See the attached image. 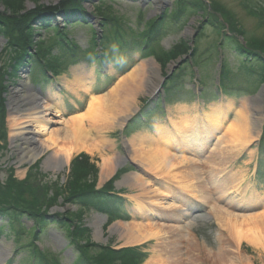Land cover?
Segmentation results:
<instances>
[{
  "label": "rangeland",
  "instance_id": "obj_1",
  "mask_svg": "<svg viewBox=\"0 0 264 264\" xmlns=\"http://www.w3.org/2000/svg\"><path fill=\"white\" fill-rule=\"evenodd\" d=\"M244 4H247L250 9L257 10L258 13L264 12V0H24L23 8L17 14H13L4 5L3 0H0V110L3 120V124H0V208H11L13 221L17 215L21 217V225L19 226L16 224L11 228L7 225L6 219L0 223V248L9 244V251H11L16 245L27 243L34 231L31 218L39 220L40 213L45 211L47 216L54 217L57 221L60 219L67 224L60 231L51 228L48 239L41 242L45 246L44 251L50 256L64 252L61 259L55 256L64 264H71L72 262L66 240L70 232H82L79 239L83 243L91 242L96 245L120 247L124 244V240L119 238L121 225L131 222L154 225L161 234L160 238L147 242L142 249L149 253L144 264L155 253L160 255L162 259L167 258L166 260L170 264H209V256L212 264H230L231 261V264H246L247 262L264 264V256L259 250L247 243L237 246L230 234L225 230L219 231L220 224L209 210V207L211 208L213 205L230 214H238L233 212V205H237L238 201L232 197L235 196L234 192L230 193L234 188V180L240 177L242 178L240 188L244 189L247 186L243 196L249 198L253 196L252 191L257 189V193H262L264 197V177L261 179V176L255 175V171L257 174L259 171L261 175L264 173V161L260 164L256 163L257 158L261 160L264 155L261 151L259 155L257 154L254 144L248 148L247 152H243L244 149H242L231 154V147L228 144L225 145L227 142L224 141V147L222 144L218 147L219 150H222L220 158L216 154H210L215 140L199 139L189 142V145L180 143V150L177 149V146L175 149L172 147L171 154L176 151L178 154H182L185 159L184 166H176L173 173H182L185 178L191 179L192 187L198 195V199H196L204 206H197L194 203L190 207L188 204L192 201L188 199L176 203L171 198L151 195L148 199L138 200L156 211L157 215L159 214V217L153 214L156 216L155 219L150 218L154 220L153 222L141 221V217L131 213L130 210L126 211L131 215V219H106L96 210L82 209L76 204L70 207L66 203V198L76 191L101 189L100 187L105 186L110 178L117 173L113 182L103 188L122 192L125 198L129 199L138 195V191L132 186L123 185L121 182L127 175L138 173L137 168L134 166L133 168L129 161L125 160L122 165L116 168L120 173L115 172V170V173L112 172L111 175L106 176L101 172L99 155H89L84 152L74 154L71 159L73 161L78 155L84 156L81 159L85 161L87 166L83 177L75 178L74 173L76 174L77 171L71 172V165L65 166L58 172L45 170L42 163L49 152L44 154L38 164L19 166L17 159L23 145L21 141L14 145L11 142L10 115L9 109H7V97L19 82L26 80V78L28 86L39 98L45 100L44 92L48 90L61 93L63 101L60 118L65 121L69 117L66 108L72 112L75 111V108L78 109L77 112H82L80 108L85 109L90 98L108 94L120 79L133 70L132 67L135 64L136 67L148 65L145 68L146 79L149 81V86L155 84L154 88H157L161 77L167 73L173 75L178 70L172 68L179 58L176 61L166 63L165 53L170 51L172 47L185 43L189 49L188 53L192 52L191 49H196V51L193 52L195 53L194 57L187 58L192 59L193 65L186 67L185 72H183L182 66L184 63L178 66L182 69L179 68L180 71L177 72L184 75L185 78H179L177 83L179 87L175 88L176 90L173 89L172 95H166L172 114L175 115L177 108H182L176 103H186L192 106L190 90L194 81L193 71L196 73L194 76L199 75L205 85L204 98H207L208 102H205L204 110H207L208 105L216 103L215 83L222 57L224 67L221 84L225 91L224 99L232 103L233 108L228 114V118L232 119L235 110L243 105H248V100L260 95L264 89V66L255 62H242L241 57L235 56L242 54V52L237 53L238 49L235 46L242 47L243 52L249 49L258 54H264L263 17H250L248 10L243 9ZM162 14H167L166 20H163L165 18L162 17ZM29 16L33 17V21H28L25 31L22 30V32H15L9 26L1 25L6 19L20 23ZM205 17L206 19H204ZM110 18L116 21L119 31L124 36L125 43L119 51L114 48L113 41L111 42L113 27L102 26L104 21ZM160 21H164L163 24L166 26L155 28ZM147 23L148 25L151 23V28H155L151 30L153 31L152 37L158 40L147 49L150 57L140 61L139 53H145V51L138 49V43L146 36ZM154 23L155 27L153 26ZM210 23L214 27H211ZM100 29L101 32L97 35V31ZM224 33H228L232 38L223 44L221 40ZM13 34L14 37L10 38ZM59 35H64L72 40L77 47L75 58L77 57L76 60L82 58L83 63L74 65L75 63H73V59L69 58L67 50L57 42ZM97 36L98 40H95V46L96 43L100 45L105 56L110 59L109 62H100L99 64L93 62L95 49L93 38ZM133 39L137 40L131 44ZM89 40L92 44L89 43ZM219 41H221L220 44ZM100 47L98 48L101 50ZM34 51L39 55L38 57ZM39 57L43 58V63L53 73H60L57 78L50 79L46 83L42 82L40 77L43 67L41 62H38ZM204 59L206 60L203 61ZM21 60H29L33 64L30 73H22L27 67L20 65ZM196 61L199 66L194 69V62ZM150 62L156 67L157 75L152 73V68L147 64ZM76 69L82 70L81 73L79 72L80 74L77 73L78 76L90 83L88 94L85 93L87 90L73 92L66 88L68 83L74 79ZM37 88H40L41 92L37 91ZM39 93H44V95H39ZM136 94L137 108H139L151 93ZM157 98H160V94ZM48 102H50L49 99ZM250 109L252 111V108L248 107L249 112ZM185 114L191 116L190 120H192L191 111ZM153 118V125L149 132H154L155 126L162 123L159 114L154 115ZM56 127L59 126L51 125V128ZM122 132L121 127L98 134L96 138L110 142L112 147L106 146L104 148L106 153H114L126 159L127 155H132V146L129 142L135 135L131 133L125 137ZM181 151L183 152L181 153ZM177 153L176 156L179 157ZM209 159L211 160L207 163ZM133 161L130 162L140 168L139 164ZM217 169L218 171L215 172ZM142 179L149 181L147 177ZM8 182L15 184V190L17 188L19 193L24 192L22 201L17 200L16 197H10L11 193L7 192L11 190L7 186ZM147 182L144 186L146 192L149 189ZM16 184H20V187H17ZM167 184L171 185L169 182ZM173 190L178 193L179 189L173 185ZM207 197H209L208 200ZM204 198L206 199L203 202ZM153 199H158L159 202L162 201L163 203H173V205L175 203L179 206V212L172 208L166 209L159 202L156 205H150V201ZM23 202L30 205L36 203V206L26 209L25 206H21ZM184 208L189 210L184 211ZM198 209L203 211L196 215H190L191 210L198 211ZM258 209L253 210L256 212ZM262 212L264 213V211ZM65 214L69 215L71 222L63 219ZM153 215L152 217H154ZM96 218H100L98 224L95 221ZM96 229L100 233L99 238L95 233L97 232ZM14 230L20 232L19 236L14 233ZM89 252L91 256L97 253L92 248ZM208 252H210L209 256ZM7 258H4L5 262ZM4 261L3 263H5ZM126 261L127 259L124 257H111V264H125ZM80 263L79 258H76L74 264ZM14 264H28L27 251L18 255Z\"/></svg>",
  "mask_w": 264,
  "mask_h": 264
},
{
  "label": "bare ground",
  "instance_id": "obj_2",
  "mask_svg": "<svg viewBox=\"0 0 264 264\" xmlns=\"http://www.w3.org/2000/svg\"><path fill=\"white\" fill-rule=\"evenodd\" d=\"M147 64L152 68V73L157 75L156 67L151 62ZM147 66L134 67L135 69L133 68L120 79L105 96L96 98L91 96L92 98L87 102L85 111L69 116L66 121L60 118L62 116V98L58 91L48 90L44 100V98H39L38 95L32 92L27 80L21 81L19 86L14 88L7 97L11 142L14 145L21 141L23 145L17 159L18 165L33 164L49 152L43 160L42 166L45 170L58 172L69 165L74 154L84 152L89 155H99L101 172L108 176L125 160H134L139 164L142 171L127 175L121 183L132 186L133 189L138 191V195L129 199L136 208L146 213L148 220L152 218L153 214H156V216L159 214L157 215L156 211L148 208L138 199H148L153 195L171 198L176 203L183 200L177 197L178 193L176 191L170 189L171 185L166 184L165 186L166 181L173 183L172 185L180 189L184 196L196 199L198 195L192 187L191 179L185 178L182 173H173L176 166H184L185 159L182 154H178L176 151L173 153L175 155L171 154V149H175V146H177V149L180 150V143L189 145V142L199 139L211 140L214 138L220 127L226 123L228 114L233 108L232 103L225 101L224 105L218 104V102L208 105L206 113L204 112L205 121L200 122L201 126H199V123L197 124L194 116L192 121H189L188 115H184V109L177 108L175 115L172 116V129L167 130L166 126H157L154 132H143L141 135L139 133L129 142L132 146L131 154L133 156L129 154L126 159L114 153H106L104 148L109 145L112 147L110 142L96 138L98 134L121 128L125 120L134 113L138 107L135 96L136 91V95L149 94L153 91L155 84L149 86V81L146 79L145 68ZM77 70L78 72H76ZM81 71L80 69L75 70V77L68 83L66 88L73 92L87 90L85 93L88 94L90 83L78 76ZM48 99L50 102H48ZM248 102V105H243L234 111L232 120L226 125L222 134L215 137L216 142L210 150V154H216L220 158L222 150H219L218 147L221 144L224 147V141L227 142L225 145L228 144L231 147L232 151L230 153L233 154L238 150L245 149L252 140L256 139L264 105V89L260 95L253 97ZM248 107L252 108V111L250 109L249 112ZM253 111L254 113H251ZM51 125L59 127L51 128ZM186 128H189V130L185 131ZM176 134L180 137L179 141L178 138H175ZM176 153L179 157L176 156ZM141 177H147L149 181L147 182ZM156 177L158 181L155 180ZM241 179V177L233 179L235 183L233 186L237 188L238 193H241L239 190ZM144 181L147 182L149 188L148 194L144 190V186H146ZM205 199H203V202ZM241 199L246 198L242 196ZM254 200H257L255 196ZM158 202V199H153L150 201V205H156ZM260 202H262L261 206H264V198ZM159 203L166 209L178 210L179 207L175 203L174 205L162 201ZM241 207L243 208V206ZM210 212L214 214V218L220 224L219 229L230 234L237 246L247 243L259 250L264 256L263 212L244 216L230 214L226 210L213 205ZM95 221L98 224L100 218H96ZM97 229L95 233L99 238L100 233ZM160 236V231L154 225L137 222L122 224L119 232L120 240H124L123 246L142 245L149 240L160 238ZM9 247L10 245L7 244L6 247L0 248V264H4V258L10 252ZM209 254L210 252H208V256ZM166 259L161 257L151 258L145 264H170ZM208 263L212 264L210 256L208 257ZM246 264L251 263L247 262Z\"/></svg>",
  "mask_w": 264,
  "mask_h": 264
},
{
  "label": "trees",
  "instance_id": "obj_3",
  "mask_svg": "<svg viewBox=\"0 0 264 264\" xmlns=\"http://www.w3.org/2000/svg\"><path fill=\"white\" fill-rule=\"evenodd\" d=\"M30 1H33V0H30ZM23 2H24V0H3L4 5L10 11H12L13 14H17L23 8L22 7V3ZM249 10L253 11L252 9H250V7H249ZM260 15H262V17H263L262 20H264V13H261L260 12ZM30 20L33 21V17L32 16L26 17L23 21H20V23L14 22L12 20L9 21V20L6 19L5 21L2 22L1 25L6 26V27L9 26L15 32L16 31H21L22 32V30L25 31L27 22L30 21ZM14 34H16V33H14ZM14 34L10 38H13L14 37ZM187 51H188V47L186 46V44L185 43H180V44L172 47L170 49V51H168L167 53H165V62L167 63V62H170V61H175L178 57L184 55ZM0 109H1V107H0ZM0 124H3V122H2V111L1 110H0ZM77 160L78 159H75L73 161V164H72V172L73 171L74 172L77 171L76 174L74 173L75 178H77L79 176L80 177H83L84 176V171H85L86 166H87V164L85 163V161L82 160L81 162H78ZM80 172H82V173H80ZM16 186L17 187L18 186L20 187V184H16ZM10 189H11L10 191L9 190L7 191L8 193H11L10 194L11 195L10 197L11 198L16 197L17 200L22 201V195H24V192L23 193L22 192L19 193L17 191L18 190L17 188L15 190V184H11ZM21 206H25L26 209H31V208H34L36 206V203H33V204L30 205V204H26V203L23 202V203H21ZM39 207L41 208L42 206H39ZM98 250H99L98 251L99 252L98 259H99L100 262L97 261V264H108L106 262V260H105V262H103V259H102V256H103L102 254H106V252L103 249H98ZM84 254H85V252H84ZM105 258L106 257H104V259Z\"/></svg>",
  "mask_w": 264,
  "mask_h": 264
}]
</instances>
